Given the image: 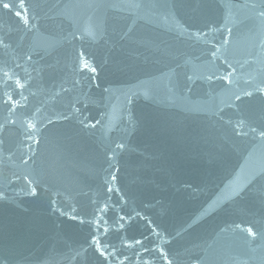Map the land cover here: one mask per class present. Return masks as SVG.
Instances as JSON below:
<instances>
[{"label": "water", "instance_id": "obj_1", "mask_svg": "<svg viewBox=\"0 0 264 264\" xmlns=\"http://www.w3.org/2000/svg\"><path fill=\"white\" fill-rule=\"evenodd\" d=\"M0 264H264V0H0Z\"/></svg>", "mask_w": 264, "mask_h": 264}]
</instances>
